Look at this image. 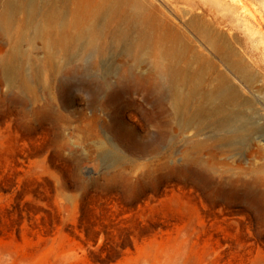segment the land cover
I'll return each mask as SVG.
<instances>
[{"label":"rangeland","instance_id":"obj_1","mask_svg":"<svg viewBox=\"0 0 264 264\" xmlns=\"http://www.w3.org/2000/svg\"><path fill=\"white\" fill-rule=\"evenodd\" d=\"M193 18L253 75L187 32L245 103L251 128L229 142L157 99L121 44L78 57L20 22L0 35V264H264V0H193ZM210 69L194 59L198 94Z\"/></svg>","mask_w":264,"mask_h":264},{"label":"bare ground","instance_id":"obj_2","mask_svg":"<svg viewBox=\"0 0 264 264\" xmlns=\"http://www.w3.org/2000/svg\"><path fill=\"white\" fill-rule=\"evenodd\" d=\"M177 1L180 0H0V35L20 22L23 28L32 27V38L45 40L47 51L59 43L65 52L78 57L99 54L121 44L123 53L138 64L149 61L152 74L145 82H153L152 93L169 104L172 112L192 108L193 117H210L230 134L224 138L228 142L233 136H244L251 128L246 122L245 103L225 75L216 70L217 62L195 53L187 32L205 41L218 63L246 82L253 79L250 68L220 33L205 21L193 18V0H184L190 8L171 11L169 4ZM172 15L184 19V28ZM24 37L23 34L21 38ZM97 38L102 39V45ZM194 59L204 60L207 68L216 73L213 89L198 94L205 72L193 71ZM193 100H197L195 105Z\"/></svg>","mask_w":264,"mask_h":264}]
</instances>
